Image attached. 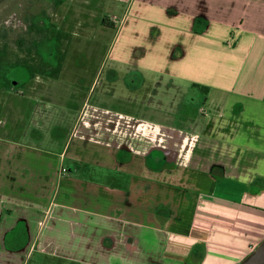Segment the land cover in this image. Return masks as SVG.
Listing matches in <instances>:
<instances>
[{"label":"crops","instance_id":"1","mask_svg":"<svg viewBox=\"0 0 264 264\" xmlns=\"http://www.w3.org/2000/svg\"><path fill=\"white\" fill-rule=\"evenodd\" d=\"M120 18L107 63L43 58L56 36L12 71L0 264H242L264 242V0Z\"/></svg>","mask_w":264,"mask_h":264},{"label":"rangeland","instance_id":"2","mask_svg":"<svg viewBox=\"0 0 264 264\" xmlns=\"http://www.w3.org/2000/svg\"><path fill=\"white\" fill-rule=\"evenodd\" d=\"M127 6L128 0H0V139H12L19 131L13 126L27 124L24 108L16 107L15 90L11 88L16 66L21 63L29 69L42 57L53 60L64 54L70 60H90L95 66L107 63L116 35L110 22L118 25L121 18L114 17L123 15ZM60 27L70 31L63 33ZM56 36L61 45L49 46L41 57V48L51 39L56 43ZM53 105L48 106L55 118L57 109Z\"/></svg>","mask_w":264,"mask_h":264},{"label":"water","instance_id":"3","mask_svg":"<svg viewBox=\"0 0 264 264\" xmlns=\"http://www.w3.org/2000/svg\"><path fill=\"white\" fill-rule=\"evenodd\" d=\"M242 264H264V242Z\"/></svg>","mask_w":264,"mask_h":264},{"label":"trees","instance_id":"4","mask_svg":"<svg viewBox=\"0 0 264 264\" xmlns=\"http://www.w3.org/2000/svg\"><path fill=\"white\" fill-rule=\"evenodd\" d=\"M104 24H107V22L105 21ZM108 25H109V24H108ZM195 85H196V87H199V88L202 90V92H203L204 94H207V93H208V91H209V88H208V87H206V86H201V85H198V84H195Z\"/></svg>","mask_w":264,"mask_h":264},{"label":"built area","instance_id":"5","mask_svg":"<svg viewBox=\"0 0 264 264\" xmlns=\"http://www.w3.org/2000/svg\"><path fill=\"white\" fill-rule=\"evenodd\" d=\"M61 173L62 174H67L68 173V169L65 168V167L61 168Z\"/></svg>","mask_w":264,"mask_h":264}]
</instances>
